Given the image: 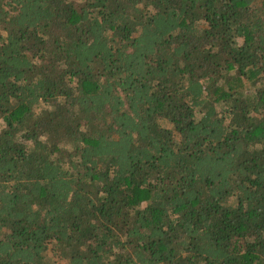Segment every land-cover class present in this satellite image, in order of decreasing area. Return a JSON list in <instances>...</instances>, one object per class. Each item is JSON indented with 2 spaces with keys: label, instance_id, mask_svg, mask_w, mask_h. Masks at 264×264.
<instances>
[{
  "label": "trees",
  "instance_id": "obj_1",
  "mask_svg": "<svg viewBox=\"0 0 264 264\" xmlns=\"http://www.w3.org/2000/svg\"><path fill=\"white\" fill-rule=\"evenodd\" d=\"M0 264H264V0H0Z\"/></svg>",
  "mask_w": 264,
  "mask_h": 264
}]
</instances>
